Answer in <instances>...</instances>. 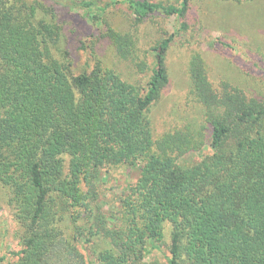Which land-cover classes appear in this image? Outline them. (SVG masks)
Instances as JSON below:
<instances>
[{
    "label": "trees",
    "instance_id": "obj_1",
    "mask_svg": "<svg viewBox=\"0 0 264 264\" xmlns=\"http://www.w3.org/2000/svg\"><path fill=\"white\" fill-rule=\"evenodd\" d=\"M115 1L141 20L184 16L191 5ZM83 3L89 18L102 21L89 9L106 6ZM61 36L55 10L43 0H0V183L26 231L13 264H147L166 223L173 226L168 264H264V102L228 81L215 86L195 53L189 71L204 123L155 140L149 113L169 82L173 38L146 50L133 32L107 27L116 55L137 72L153 56L141 85L95 53L90 70L75 72L71 58L56 55ZM207 134L212 153L182 163L204 148ZM125 167H137L139 176L109 226L98 204L100 177ZM84 212L86 226L78 220ZM65 218L93 255L64 238L57 222ZM94 235L110 247L97 250Z\"/></svg>",
    "mask_w": 264,
    "mask_h": 264
},
{
    "label": "rangeland",
    "instance_id": "obj_2",
    "mask_svg": "<svg viewBox=\"0 0 264 264\" xmlns=\"http://www.w3.org/2000/svg\"><path fill=\"white\" fill-rule=\"evenodd\" d=\"M43 1L53 7L62 26L56 55L62 59L71 58L78 73L91 69L95 53L126 80L145 85L153 71V56L150 54L145 58L147 70L137 72L131 62L116 55L113 45L105 37L107 27L133 32L138 45L146 50L164 38H173L166 55L169 82L149 113L155 140L176 129L188 126L195 129L204 123L201 105L192 93L189 71L195 53L202 55L215 86L220 85V81H228L248 96L264 102V0H191L190 9L184 16L158 13L145 20H141L124 2L98 0L107 9L102 11L92 7L89 10L102 17L100 22L87 15L88 9L83 2L89 0ZM154 1L180 3V0ZM83 44L88 46L87 49H83ZM208 134L204 148L182 156V163L196 162L212 153ZM138 176L137 167L102 173L98 204L106 213L109 226H113L116 218L123 214L122 199ZM86 217L85 212L81 213L79 223L86 226ZM57 225L72 246L86 256L88 252L93 255L92 244L83 245L82 237L75 239L69 218L58 221ZM172 228L171 223L165 224L163 243L145 256L147 264H168ZM25 234V227L10 204L9 190L0 183V264H13L19 260ZM93 245L97 250L110 247L108 240L101 235H94Z\"/></svg>",
    "mask_w": 264,
    "mask_h": 264
}]
</instances>
